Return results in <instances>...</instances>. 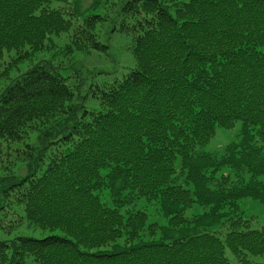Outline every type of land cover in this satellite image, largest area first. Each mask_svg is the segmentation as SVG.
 <instances>
[{"label":"trees","instance_id":"obj_1","mask_svg":"<svg viewBox=\"0 0 264 264\" xmlns=\"http://www.w3.org/2000/svg\"><path fill=\"white\" fill-rule=\"evenodd\" d=\"M69 1L0 0V264H264V0Z\"/></svg>","mask_w":264,"mask_h":264},{"label":"rangeland","instance_id":"obj_2","mask_svg":"<svg viewBox=\"0 0 264 264\" xmlns=\"http://www.w3.org/2000/svg\"><path fill=\"white\" fill-rule=\"evenodd\" d=\"M92 3V0H70L68 3H56L53 2L51 6H58V7H68V6H74L77 5L79 10H83L85 7L89 6ZM106 26V25H105ZM104 26V27H105ZM101 31V30H100ZM104 35V34H103ZM102 35V36H103ZM107 35L103 37V40L106 38ZM117 35L115 38H113L111 41H109V45H111L110 50H111V57L114 59V61L118 62L119 64L121 63H126L129 61L130 57L127 55L125 52V46H124V39L118 37ZM64 37H62V40ZM61 40V38L59 39ZM58 42V39H56ZM42 56V55H41ZM34 57L30 60L24 61V65L20 66V72L24 70L27 66L32 64L35 60H37L39 57ZM14 62L13 58H10V54L8 52H3L2 55H0V70L5 69V66L9 65L10 63ZM109 60H107L104 56V54H98L96 52L91 51L89 54H84L79 56L78 60V66L83 68V70H91L94 67H103L105 69H111V65H108ZM117 66V64H115ZM16 73H12L13 76H15ZM240 122H236L235 125L232 128H222V127H217L214 135L211 137V139L203 146H201V150L209 153H213L216 155H220L223 152V149L225 145L230 143L231 141L236 140L237 134L240 129ZM3 148L2 150H4ZM16 167L13 172H17L19 169ZM20 173L23 172V170L19 169ZM4 173V172H3ZM5 174V173H4ZM140 206V207H139ZM139 208H144L145 204L140 203ZM239 206L241 211L243 212L244 216L248 219H250L251 226L253 228H261L264 227V205L259 203L257 200L249 197H245L239 201ZM146 210L152 213L154 210L153 205H148L145 207ZM199 207L195 205L190 213L196 212V210ZM198 210H201L200 208ZM149 214V218L153 219L152 214ZM11 218V216L9 217ZM158 220L160 221L161 219ZM17 235H36L35 232L26 229L25 227H18L16 229H13L10 232H4L3 230H0V239H8L12 238ZM230 259L234 261V264H237L234 258L231 256L230 253Z\"/></svg>","mask_w":264,"mask_h":264}]
</instances>
